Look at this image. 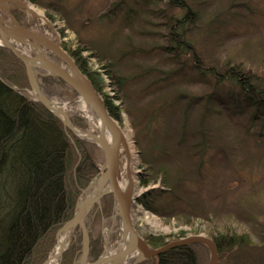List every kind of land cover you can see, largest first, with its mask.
Listing matches in <instances>:
<instances>
[{
  "label": "rangeland",
  "instance_id": "rangeland-1",
  "mask_svg": "<svg viewBox=\"0 0 264 264\" xmlns=\"http://www.w3.org/2000/svg\"><path fill=\"white\" fill-rule=\"evenodd\" d=\"M23 1L46 23L37 28L25 12L21 23L63 49H81L86 67L101 77V97H115L121 109L116 122L132 152L131 181L139 194L133 223L140 236L148 243L150 236L164 238L167 244L184 236L233 232L245 244L223 249L217 264H264V116L252 121V109L230 97L240 94L238 88L217 86L194 67L195 48L220 72L229 62L264 75V0H187L198 21L189 33L194 48L185 55L166 49V21L175 10L165 0ZM18 88L26 94L30 87ZM41 89L68 105L78 101L71 104V95L58 84L43 83ZM78 113L72 118L75 127L96 133L97 122ZM67 133L72 143L81 140ZM90 152L99 165L105 163L101 148ZM144 175L151 179L148 188L141 185ZM147 189L151 210L138 200ZM111 216L106 203L104 213L94 209L87 219L92 240L101 247ZM81 236L80 230L72 232L65 248L80 244ZM56 245L55 240L43 264ZM202 253L199 264H209L210 248Z\"/></svg>",
  "mask_w": 264,
  "mask_h": 264
},
{
  "label": "trees",
  "instance_id": "trees-1",
  "mask_svg": "<svg viewBox=\"0 0 264 264\" xmlns=\"http://www.w3.org/2000/svg\"><path fill=\"white\" fill-rule=\"evenodd\" d=\"M165 4L176 13L170 14L166 21V49L185 55L194 48L189 33L194 29L198 15L191 10L187 0H165ZM65 49L102 95L101 77L86 67L81 49H68L66 46ZM194 52V67L201 77L211 78L217 86L224 83L225 86L233 85V89L238 88L240 94L231 93L230 97L238 105L243 106L244 103L252 109V121L264 116L261 113L264 112V75L251 73L240 63L229 62L226 71L224 66V72H220L206 64L208 57L195 48ZM0 72L6 82L18 89L30 87L25 65L4 47H0ZM44 81L55 79L47 77ZM117 84L120 87L119 81ZM113 99L103 96L104 106L114 119L121 121V109ZM90 147L95 146L79 139L72 143L62 121L51 111L0 80V264H43L47 260L53 251L57 230L71 220L81 190L99 172ZM147 178L144 175L141 181L146 188L151 180ZM162 179L167 183L166 175H162ZM151 193L147 189L141 197L147 207L150 203L145 198ZM111 203L108 201L110 210ZM211 236L220 252L233 245L245 244L238 242L243 238H238L233 232L212 233ZM147 239L156 248L166 243L160 237ZM79 246L70 244L64 252L63 264H73ZM204 249L201 244H190L171 249L159 258L141 264H199ZM101 252L99 242L91 239V258L97 259Z\"/></svg>",
  "mask_w": 264,
  "mask_h": 264
},
{
  "label": "water",
  "instance_id": "water-1",
  "mask_svg": "<svg viewBox=\"0 0 264 264\" xmlns=\"http://www.w3.org/2000/svg\"><path fill=\"white\" fill-rule=\"evenodd\" d=\"M5 1L23 4L26 2L23 0ZM14 10L25 12L23 8L9 9L6 6L0 5V39L3 40V43H0V45L8 49L17 60L25 64L37 100L60 118L66 127L78 135L70 117L65 115L63 111L54 110L50 100L41 89L39 84L40 76L51 75L65 81L71 86L99 120V134L85 133V136H82V138L98 144L105 152L106 163L99 174L96 187L94 188L96 191L97 189L105 187V190L98 198H93L91 193H87V190L83 191V195L77 203L75 216L60 230V232L62 230L74 231L79 227L82 231L83 239L79 251L80 255L74 264H129L127 262L129 258H134L130 264H138L147 258L159 256L170 249L192 242H203L207 244L212 253L210 264H217V246L213 240L205 236H194L173 241L164 247L155 249L150 247L144 238L137 233L130 214L131 194L126 195L123 193L119 184L120 156L123 150H127L125 134L117 122L109 115L91 81L78 68L73 58L58 42H54L48 37L33 32L31 28L27 29L22 26L17 20ZM5 12H8V14ZM49 26L52 28L51 24ZM0 80L9 87H12L1 76ZM109 132H112L114 135L113 143H109L106 137L109 135L107 134ZM94 185L95 183L90 184L89 188ZM129 187H131V184H129ZM108 194L113 195L115 203V213L112 220L115 221L118 219L120 221L122 232L119 239H117L115 247L111 251L105 248L97 260L89 261L90 235L88 227L85 224V216L95 203H99L100 199ZM82 199L83 201H81ZM64 249L61 250L59 258L62 257Z\"/></svg>",
  "mask_w": 264,
  "mask_h": 264
},
{
  "label": "bare ground",
  "instance_id": "bare-ground-1",
  "mask_svg": "<svg viewBox=\"0 0 264 264\" xmlns=\"http://www.w3.org/2000/svg\"><path fill=\"white\" fill-rule=\"evenodd\" d=\"M0 5L6 6L9 9L13 8H23L25 9V12L31 22H33V25L36 26L37 28L42 27L46 23V19L44 18L43 14L35 9V7L28 3L23 4V3H18V2H12V1H5L1 0ZM8 14V12H5ZM0 43H3V40L0 39ZM25 52L26 50L23 49ZM83 111H84V117H86L90 121H95L97 122V125L99 124V120L93 115V113L84 105L81 106ZM107 139L109 143L114 142V135L112 132L107 133ZM129 157L127 158V169L122 171V182H121V188L123 190V193L126 195L134 194V195H139L136 193L135 188L129 187V182L132 180L131 179V172L133 170V157H132V152L129 149ZM96 185L92 186L90 189L89 194L91 193L93 198H98L102 192L105 190V187H102L101 189H97L96 191L94 188ZM83 201V199L81 200ZM71 231L69 230H62L58 236V241L56 245V251L54 254L51 255L50 260L47 264H58L59 262V253L63 248H65V244L68 239L71 237Z\"/></svg>",
  "mask_w": 264,
  "mask_h": 264
}]
</instances>
